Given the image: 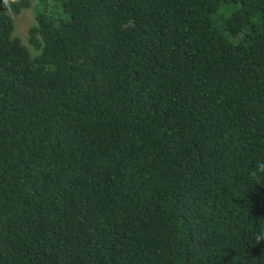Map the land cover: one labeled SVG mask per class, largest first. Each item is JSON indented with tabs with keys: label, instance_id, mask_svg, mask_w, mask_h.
I'll list each match as a JSON object with an SVG mask.
<instances>
[{
	"label": "trees",
	"instance_id": "16d2710c",
	"mask_svg": "<svg viewBox=\"0 0 264 264\" xmlns=\"http://www.w3.org/2000/svg\"><path fill=\"white\" fill-rule=\"evenodd\" d=\"M0 264H264V0H0Z\"/></svg>",
	"mask_w": 264,
	"mask_h": 264
},
{
	"label": "rangeland",
	"instance_id": "374dc122",
	"mask_svg": "<svg viewBox=\"0 0 264 264\" xmlns=\"http://www.w3.org/2000/svg\"><path fill=\"white\" fill-rule=\"evenodd\" d=\"M37 0H34V3H36ZM36 18V12L35 8H26L23 9L18 15L14 18V31L13 34L15 36H18L22 39L23 44H25L29 50L31 51L32 55L35 56L38 54V50L34 48L30 44V38H29V28L31 25L35 23Z\"/></svg>",
	"mask_w": 264,
	"mask_h": 264
}]
</instances>
